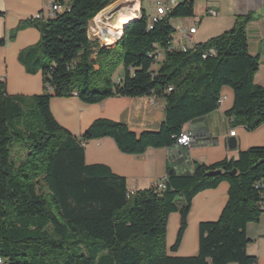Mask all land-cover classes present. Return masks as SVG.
Masks as SVG:
<instances>
[{
	"label": "trees",
	"instance_id": "obj_1",
	"mask_svg": "<svg viewBox=\"0 0 264 264\" xmlns=\"http://www.w3.org/2000/svg\"><path fill=\"white\" fill-rule=\"evenodd\" d=\"M111 1L67 0L66 10L54 18L28 19L39 41L21 52L18 62L27 74H40L42 93L10 96L0 82L2 264H256L246 253L251 240L245 228L257 223L263 210L264 147L210 166L191 165L184 155L180 160L190 168L175 172L174 163L167 164L164 189L132 193L108 167L84 162V145L106 137L127 155L173 148L186 124L217 109L224 87L233 93L225 113L232 129L250 133L262 125L264 87L253 81L260 63L249 55L246 35L253 17L238 16L230 30L183 51L172 45L170 21L192 18L195 0H184L152 24L142 11L111 47H103L90 39L88 25ZM71 97L85 105L110 98L163 99L164 119L157 132L139 135L98 119L74 137L49 107L52 98ZM17 148L21 156L12 153ZM216 170L219 176L206 177ZM223 182L226 204L216 221L199 224L196 256L168 254L169 216L179 215L169 249L175 253L192 199Z\"/></svg>",
	"mask_w": 264,
	"mask_h": 264
},
{
	"label": "crops",
	"instance_id": "obj_2",
	"mask_svg": "<svg viewBox=\"0 0 264 264\" xmlns=\"http://www.w3.org/2000/svg\"><path fill=\"white\" fill-rule=\"evenodd\" d=\"M56 0H0V82L5 84L6 93L10 96L31 97L42 93L40 74L29 75L18 62L21 52L35 46L39 41V33L25 22L32 16L40 14L39 22L49 19L51 4ZM164 3L166 0H154ZM184 0H176L177 4ZM48 3V4H47ZM133 5V6H132ZM147 19L155 16V10L147 12L143 0L137 5L127 0H112L88 25V35L97 29L98 24L111 17L110 30L116 31L118 25L123 26L128 17L138 19L141 12ZM210 12H214L211 15ZM251 15L253 20L246 27L248 53L258 57L259 69L254 76V84L264 87V0H195L192 18L173 19L170 21L174 29L173 47H190L204 43L230 30L238 16ZM102 20V21H101ZM95 22V24H94ZM96 27H95V26ZM94 26V27H93ZM196 31L189 40L182 38L181 31L190 28ZM94 28V29H93ZM108 29H100L102 35ZM95 33H91L94 35ZM122 75L119 67L114 75L118 80ZM233 104V93L229 88H222L220 102L216 110L196 119L183 127L195 137V142L188 148L174 146L171 149H147L141 155L121 153L114 141L108 137L93 140L84 145V162L86 165H104L110 171L125 179L127 190L132 193L149 189L166 175L170 160L184 154L189 162L210 166L224 159L236 158L241 151L250 148L264 147V123L253 132L243 128H235V135L229 136L232 125L225 116ZM50 112L56 123L74 137H80L93 121L109 120L122 124L139 135L143 132H157L164 119L165 102L153 97L145 98H110L96 105L82 104L77 98H52ZM236 141V150L229 151L228 139ZM175 172L185 171L188 165L180 159L174 162ZM264 189V183H263ZM228 185L223 182L214 190H206L193 199L187 219V230L183 236L177 257H193L198 249V226L200 223L214 222L218 219L227 201ZM178 216L170 215L169 229L172 220ZM246 236L251 242L246 253L256 258V264H264V209L257 223H250L245 228ZM188 244L185 245V242ZM167 244V243H166ZM167 246V245H166Z\"/></svg>",
	"mask_w": 264,
	"mask_h": 264
},
{
	"label": "built area",
	"instance_id": "obj_3",
	"mask_svg": "<svg viewBox=\"0 0 264 264\" xmlns=\"http://www.w3.org/2000/svg\"><path fill=\"white\" fill-rule=\"evenodd\" d=\"M64 3L61 4L59 3L57 0L54 1L51 6H50V10H49V18H54L56 15L63 13L66 8H67V0H63ZM177 4L176 0H166L164 3H159L157 2L155 4V16L149 19V24H152L153 22L156 21V19L158 17L164 16L166 15V13H168V11L174 7ZM211 15H214V12H210ZM40 14H36L34 16H32L30 18V20L32 21H38L40 19ZM196 29L190 28L187 30H182L181 31V36L182 38L189 40L190 36L193 35L195 33ZM120 38V37H119ZM118 38V39H119ZM101 41L102 37L100 35L99 38ZM116 39V41L118 40ZM115 41V42H116ZM181 50L185 51L187 48V46H181L179 47ZM220 102V99H219ZM218 102V104H219ZM235 135V129L230 130L229 136H234ZM195 142V137L192 135V133L189 130H185L182 131V133L178 136V138L176 139V146L182 149H188L193 143ZM182 157H184V154L170 160L171 162H175L178 159H181ZM164 183H165V178L162 181H159L158 183H156L154 186H157L158 189H164ZM263 209H264V204H263ZM0 264H2V260L0 259Z\"/></svg>",
	"mask_w": 264,
	"mask_h": 264
},
{
	"label": "rangeland",
	"instance_id": "obj_4",
	"mask_svg": "<svg viewBox=\"0 0 264 264\" xmlns=\"http://www.w3.org/2000/svg\"><path fill=\"white\" fill-rule=\"evenodd\" d=\"M128 1V0H127ZM48 4V3H47ZM137 5V4H136ZM143 6H144V8L147 10V12H152L153 10H155V1L154 0H143ZM100 14V13H99ZM98 16V15H97ZM99 18H100V15L96 18V22H100V20H99ZM110 20H111V17H108V18H106L103 22H104V24H98V26H97V29H94V32H91L90 31V33H89V37H90V39H95V40H97L98 41V44L100 45V46H103V47H111L114 43H112V44H109V45H107V44H105L103 41H101L99 38H100V33H99V30L100 29H102V28H104V29H108V30H110L109 28H110ZM102 21V20H101ZM101 23V22H100ZM94 24H95V22H94ZM96 25V24H95ZM94 25V26H95ZM93 26V27H94ZM96 27V26H95ZM91 33H95L94 35H91ZM238 128V127H237ZM239 128H241V127H239ZM248 150V149H247ZM22 152H23V150L22 149H20V148H17V151L16 150H14V152H12V153H15V155L16 156H21V154H22ZM180 203V201L178 202V204ZM171 215H177L178 216V218H179V215L177 214V213H172ZM169 219V218H168ZM178 222H179V220H178ZM176 225H177V219H174V220H172V222L170 223V226H169V229L167 228V231H166V245H167V249H168V254H170V255H175V254H177L178 253V251H179V249H180V246H179V248H178V250L175 252V253H171V252H169V249H170V247L173 245V243L175 242V239H176V235H177V232H178V229H179V223H178V228L175 230V227H176ZM168 226V225H167ZM186 230H187V228H186ZM186 230H185V232H186ZM185 232H184V234H185ZM184 236V235H183ZM182 239H183V237H182ZM182 242V241H181ZM186 244H188V241H186L185 242V245L184 246H186ZM181 245V244H180Z\"/></svg>",
	"mask_w": 264,
	"mask_h": 264
},
{
	"label": "bare ground",
	"instance_id": "obj_5",
	"mask_svg": "<svg viewBox=\"0 0 264 264\" xmlns=\"http://www.w3.org/2000/svg\"><path fill=\"white\" fill-rule=\"evenodd\" d=\"M128 1H131L132 4L136 5L138 0H128ZM133 6V5H132ZM134 18L133 17H128L127 19V22H123V26L122 25H118V29L116 31H111V30H108V31H105L101 37H102V40L105 44L109 45V44H112L116 41V39H118L121 34H122V28L129 22V21H132Z\"/></svg>",
	"mask_w": 264,
	"mask_h": 264
},
{
	"label": "water",
	"instance_id": "obj_6",
	"mask_svg": "<svg viewBox=\"0 0 264 264\" xmlns=\"http://www.w3.org/2000/svg\"><path fill=\"white\" fill-rule=\"evenodd\" d=\"M130 22V21H129ZM128 24V23H127ZM126 24V25H127ZM125 25V26H126ZM124 26V27H125ZM124 27L122 28V32H123V29H124ZM227 147H228V150L229 151H235L236 150V141L234 140V139H232V138H230V139H228V141H227ZM173 173V171L171 170V171H169V175H171ZM221 174V171L220 170H216V171H210V172H208L207 174H206V177L207 178H214V177H217V176H219ZM236 174V171H231L230 173H229V175H235Z\"/></svg>",
	"mask_w": 264,
	"mask_h": 264
}]
</instances>
